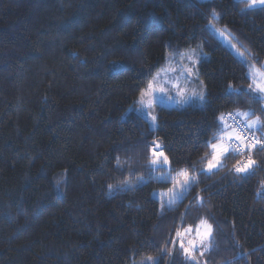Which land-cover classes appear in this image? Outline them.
<instances>
[{
  "label": "trees",
  "instance_id": "obj_1",
  "mask_svg": "<svg viewBox=\"0 0 264 264\" xmlns=\"http://www.w3.org/2000/svg\"><path fill=\"white\" fill-rule=\"evenodd\" d=\"M209 23L264 62V9L244 1L0 0V264H264V151L244 180L231 153L207 168L216 116L262 107ZM198 47L203 108L159 106L155 130L126 115L169 58ZM185 174L192 189L167 207L156 194ZM202 221L211 239L189 261L176 233Z\"/></svg>",
  "mask_w": 264,
  "mask_h": 264
},
{
  "label": "snow or ice",
  "instance_id": "obj_2",
  "mask_svg": "<svg viewBox=\"0 0 264 264\" xmlns=\"http://www.w3.org/2000/svg\"><path fill=\"white\" fill-rule=\"evenodd\" d=\"M246 4V10L262 8L264 9V0H244ZM213 21L218 20V17L215 12L210 14ZM209 28H213V24L209 23ZM191 61V66L185 68L187 77L195 83V87H192L190 93L185 95L184 91L178 93L181 97V100L177 101L181 107L190 105L198 102L199 106L203 108L207 103V94L204 89L202 82H199V68L198 62L199 57H188ZM243 60V58H240ZM152 91V85L149 84L147 92H141L140 103L142 105L147 104L148 108L151 109L152 101L146 100L145 98L150 95ZM161 92H164V89H160ZM249 92L256 93V96L250 97L256 99L262 107L260 108V115H257L255 111L251 110H236L229 113H219L216 116V124L213 131V140L206 141V144H209L212 150L211 159L207 162V168L209 174L211 170L218 169L221 166L222 160L226 159L228 155H241L247 157L246 161H241L240 166L235 168V172L238 174V179L244 180L250 174H252L256 167V162L252 159L251 154L254 152L264 151V82H259L250 79V89ZM247 93H242L238 89H234L232 85H228V92L226 95L230 100L233 97L236 99L234 103H240L239 97ZM171 100V97H168ZM160 103H164L163 99L160 100ZM157 120L155 115L151 116L152 123L150 124L151 130H155L158 125L154 122ZM151 155L153 157L151 161L152 171H164L165 166L170 164L169 158L165 155V152L161 150V145H159L155 140L153 141V146L151 150ZM203 171V170H202ZM170 176V173H169ZM168 177H158L157 179H167ZM139 184H144L146 181H139ZM194 180L190 179L187 174H185V179L183 184H181L182 191H177L172 194L170 200L167 201L166 206L171 207V205L177 201H182L186 198L189 190L192 189ZM125 187L129 190L133 188V185L126 182ZM111 189V186H109ZM203 224V221H202ZM190 231V230H188ZM176 236L181 238L179 243V248L184 254L185 258L189 261L192 260V249L194 248V242L189 241L188 246L186 247L183 243V233L177 232ZM207 236L208 239H211V226L207 227ZM173 247L176 246V241H172ZM151 259V258H149ZM152 264H160L159 260L152 261Z\"/></svg>",
  "mask_w": 264,
  "mask_h": 264
},
{
  "label": "rangeland",
  "instance_id": "obj_3",
  "mask_svg": "<svg viewBox=\"0 0 264 264\" xmlns=\"http://www.w3.org/2000/svg\"><path fill=\"white\" fill-rule=\"evenodd\" d=\"M239 1H244V0H239ZM211 30L226 48H228L231 52H233L239 59L241 57L243 58V60L241 59L240 60L244 63L246 67L247 76L249 80L252 79L255 81H259V82H264V62H262L260 65L255 64L249 58V56L245 53L244 50L237 47V45L232 41L230 35L226 31L220 28L214 27V26L213 28H211ZM190 56L194 58L199 57V62H200L205 57V54L203 50L198 47V48H193V49L184 51L178 57H176V59L169 58V60L164 65V67L149 80L146 87L142 91V92H147L149 84L152 85V91L150 95L145 98L146 100L152 101L151 109L148 108L147 104L142 105L140 103V98H141V95H140L136 103L128 109L126 115L130 113H135L143 117L144 119H146L149 122V124H151L152 123L151 116L152 115L156 116L155 111L157 110L159 106L181 108V105L177 103V101L181 100L183 97L178 95V93L181 91H184L185 95H187L190 93L191 88L196 86L195 83H193L190 80V78L187 77V74L185 71V68L187 66H191V61L188 59V57ZM160 89H164V92H161ZM249 89H250V85H249ZM169 96L171 97V100L168 99ZM161 99H163L164 101V103L162 104L160 103ZM193 104L199 105L198 102L193 103ZM154 123L156 124V121ZM254 153L251 154V157L253 156ZM237 156H239V158L234 163V165L231 167L230 171H235V168L237 166H240V162L246 161L247 159V157L245 156H241V155H237ZM214 170H217V169H214ZM184 179L185 178H181V177L171 178V181H173V184H174L173 187L169 191L156 194V196L160 198L164 203L167 204V201L171 199L172 194L174 192L182 191L181 184H183ZM207 227L208 225L201 224L194 231L191 229H188L190 231L188 230L185 231L184 232L185 234L183 233V238H182L185 246H188L189 241H193L194 248L192 249V251L206 250L207 244L209 241L208 236H207ZM177 238L179 239V237ZM180 241H181V238H180ZM154 260L156 259L148 258L145 260L133 262L131 264H152V261Z\"/></svg>",
  "mask_w": 264,
  "mask_h": 264
}]
</instances>
